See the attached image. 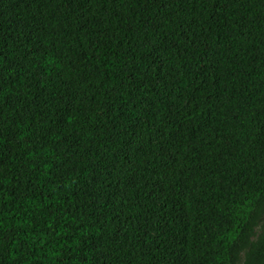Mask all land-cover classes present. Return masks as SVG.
Returning a JSON list of instances; mask_svg holds the SVG:
<instances>
[{
  "label": "trees",
  "instance_id": "1",
  "mask_svg": "<svg viewBox=\"0 0 264 264\" xmlns=\"http://www.w3.org/2000/svg\"><path fill=\"white\" fill-rule=\"evenodd\" d=\"M264 0H0V264H264Z\"/></svg>",
  "mask_w": 264,
  "mask_h": 264
},
{
  "label": "snow or ice",
  "instance_id": "2",
  "mask_svg": "<svg viewBox=\"0 0 264 264\" xmlns=\"http://www.w3.org/2000/svg\"><path fill=\"white\" fill-rule=\"evenodd\" d=\"M260 231L262 233H264V219L261 220V223H260Z\"/></svg>",
  "mask_w": 264,
  "mask_h": 264
}]
</instances>
